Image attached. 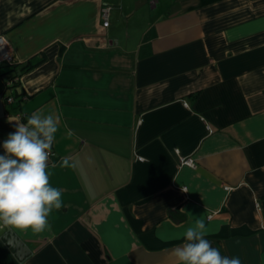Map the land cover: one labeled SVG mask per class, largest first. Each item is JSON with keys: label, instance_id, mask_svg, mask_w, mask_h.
<instances>
[{"label": "crops", "instance_id": "crops-1", "mask_svg": "<svg viewBox=\"0 0 264 264\" xmlns=\"http://www.w3.org/2000/svg\"><path fill=\"white\" fill-rule=\"evenodd\" d=\"M0 32L34 64H0V154L16 123L57 116L63 200L50 231L4 225L29 254L0 235V264H178L193 215L264 264V0H0Z\"/></svg>", "mask_w": 264, "mask_h": 264}, {"label": "clouds", "instance_id": "clouds-1", "mask_svg": "<svg viewBox=\"0 0 264 264\" xmlns=\"http://www.w3.org/2000/svg\"><path fill=\"white\" fill-rule=\"evenodd\" d=\"M58 127L57 116L37 110L3 141L0 223L36 234L51 230L49 215L63 207L62 190L50 184L47 172ZM61 166L68 167L69 159L62 158ZM207 235L205 220L193 215L183 243L173 249L178 264H242L239 257L222 255Z\"/></svg>", "mask_w": 264, "mask_h": 264}, {"label": "built area", "instance_id": "built-area-1", "mask_svg": "<svg viewBox=\"0 0 264 264\" xmlns=\"http://www.w3.org/2000/svg\"><path fill=\"white\" fill-rule=\"evenodd\" d=\"M102 17H103V22H102L103 26H107L109 23L108 19H107V9H104L102 11ZM2 63L13 65L14 64V58H13L11 50L8 46V42H7L5 35L2 32H0V64H2ZM18 79H19V76L14 75L11 79H9L6 82V86L9 87V86L15 85L18 82ZM13 99H14V96H12V95L6 96L7 102H11ZM208 130L210 131L211 128H208ZM180 160H181V164L194 166V160L190 157L181 156ZM224 187L227 190H229L231 188L229 186H224ZM211 216H212V214L208 215V217H211Z\"/></svg>", "mask_w": 264, "mask_h": 264}, {"label": "water", "instance_id": "water-1", "mask_svg": "<svg viewBox=\"0 0 264 264\" xmlns=\"http://www.w3.org/2000/svg\"><path fill=\"white\" fill-rule=\"evenodd\" d=\"M0 235L2 240H4L10 249L16 253L18 259L22 260L29 254L28 249H23V242L2 223H0Z\"/></svg>", "mask_w": 264, "mask_h": 264}, {"label": "trees", "instance_id": "trees-1", "mask_svg": "<svg viewBox=\"0 0 264 264\" xmlns=\"http://www.w3.org/2000/svg\"><path fill=\"white\" fill-rule=\"evenodd\" d=\"M33 65H34L33 63H27L25 65H17V66H14V64H13L12 70H15L16 74H20L23 71L30 69Z\"/></svg>", "mask_w": 264, "mask_h": 264}]
</instances>
